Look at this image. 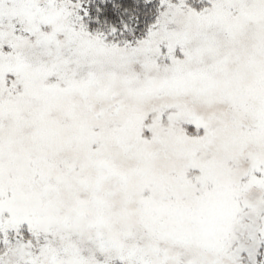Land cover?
Wrapping results in <instances>:
<instances>
[{"label":"snow or ice","instance_id":"snow-or-ice-1","mask_svg":"<svg viewBox=\"0 0 264 264\" xmlns=\"http://www.w3.org/2000/svg\"><path fill=\"white\" fill-rule=\"evenodd\" d=\"M0 264H264V0H0Z\"/></svg>","mask_w":264,"mask_h":264}]
</instances>
